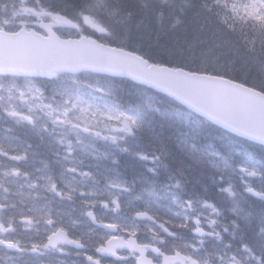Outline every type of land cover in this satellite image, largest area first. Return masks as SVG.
<instances>
[{
  "label": "snow or ice",
  "instance_id": "obj_1",
  "mask_svg": "<svg viewBox=\"0 0 264 264\" xmlns=\"http://www.w3.org/2000/svg\"><path fill=\"white\" fill-rule=\"evenodd\" d=\"M0 264H264V0H0Z\"/></svg>",
  "mask_w": 264,
  "mask_h": 264
},
{
  "label": "bare ground",
  "instance_id": "obj_2",
  "mask_svg": "<svg viewBox=\"0 0 264 264\" xmlns=\"http://www.w3.org/2000/svg\"><path fill=\"white\" fill-rule=\"evenodd\" d=\"M164 39H166V38H161L160 42L163 41ZM141 41H143V39H141ZM139 42H140V40H139ZM157 42H158V37L156 35H151V37L148 40H146L145 42L141 43L140 45L145 47V48H147L148 45H156ZM161 43H163V42H161ZM255 186L258 187L259 186V182L257 184H255ZM213 194L216 195L217 198H219L218 190H216V192H214ZM24 238L26 239V237H24Z\"/></svg>",
  "mask_w": 264,
  "mask_h": 264
},
{
  "label": "trees",
  "instance_id": "obj_3",
  "mask_svg": "<svg viewBox=\"0 0 264 264\" xmlns=\"http://www.w3.org/2000/svg\"><path fill=\"white\" fill-rule=\"evenodd\" d=\"M150 37H151V35H145V36L142 38L143 41L140 40L139 44L145 42V41L148 40ZM161 42H163V41H161Z\"/></svg>",
  "mask_w": 264,
  "mask_h": 264
},
{
  "label": "rangeland",
  "instance_id": "obj_4",
  "mask_svg": "<svg viewBox=\"0 0 264 264\" xmlns=\"http://www.w3.org/2000/svg\"><path fill=\"white\" fill-rule=\"evenodd\" d=\"M258 182H259V180H258V179L254 181V183H255V184H257Z\"/></svg>",
  "mask_w": 264,
  "mask_h": 264
},
{
  "label": "flooded vegetation",
  "instance_id": "obj_5",
  "mask_svg": "<svg viewBox=\"0 0 264 264\" xmlns=\"http://www.w3.org/2000/svg\"><path fill=\"white\" fill-rule=\"evenodd\" d=\"M82 259V258H81Z\"/></svg>",
  "mask_w": 264,
  "mask_h": 264
}]
</instances>
